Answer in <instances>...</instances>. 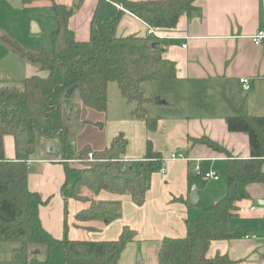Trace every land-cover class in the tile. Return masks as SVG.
<instances>
[{"label":"crops","instance_id":"crops-1","mask_svg":"<svg viewBox=\"0 0 264 264\" xmlns=\"http://www.w3.org/2000/svg\"><path fill=\"white\" fill-rule=\"evenodd\" d=\"M193 1V11L182 13L174 28H156L158 38L166 40L163 56L176 68L172 79L141 84L144 96L152 98L144 107L156 120V128L148 130L143 119L132 116L136 103L127 101L117 84L109 82L105 112L87 111L94 120L101 121L99 128L92 131V139L95 135L99 137L98 146L87 140L76 149L89 146L92 151L101 150L122 134L126 146L121 159L135 164L144 158L150 141L159 157L147 172L140 203L128 195L102 190L94 199L121 202L123 216L77 227L75 214L88 207L89 201L63 196L65 171L59 144L36 136L35 151L27 162V187L39 194L38 218L52 237H63L64 221L67 236L74 240H114L122 226L127 225L136 231V236L122 250L118 264H158L161 239L184 236L188 223L200 208L225 196L223 172L227 160L250 157L248 135L228 131L226 119L238 113L264 117V39L259 45L252 41V36L264 29V0ZM54 3L74 7L78 0H0V32L22 42L38 40L44 31L52 37ZM97 3L98 0H81L74 8L68 25L76 40L88 39ZM146 28L144 21L125 10L115 33L118 37L146 36ZM24 72L26 77L47 75L27 62ZM242 77L250 81L247 90L239 83ZM90 122L82 119L84 128ZM200 137L216 142L226 153L192 142ZM49 142L54 149L47 147ZM3 153L6 159L14 160V138L10 134L3 136ZM172 154L181 158L163 160ZM196 167L201 174L214 171L218 178H204L195 172ZM192 188L196 195L194 202L190 200ZM247 190L249 197L235 202L234 216L229 222L235 229L234 237L211 241L207 257L220 254L227 256L231 264H264V183H251ZM81 193L91 195L86 188ZM14 248L13 243L0 240V260H8ZM138 251L141 254L136 262Z\"/></svg>","mask_w":264,"mask_h":264},{"label":"trees","instance_id":"trees-1","mask_svg":"<svg viewBox=\"0 0 264 264\" xmlns=\"http://www.w3.org/2000/svg\"><path fill=\"white\" fill-rule=\"evenodd\" d=\"M31 2L33 0H23ZM193 0H98L92 14L89 37L76 40L68 19L75 7L54 3L55 29L52 48L47 51L27 49L7 33L0 32V42L25 62L47 72L45 77L33 75L23 80L22 86H0V240L13 243L8 260L0 264H118L126 244L136 231L123 225L114 240H74L64 234L52 237L38 218L40 196L27 187V162L34 153L36 136L44 141L56 140L60 147L65 171L62 194L65 198L89 201V206L75 214L76 226L91 221L106 222L119 218L118 201L95 200L102 190L128 195L142 201L146 189V175L159 154L146 144L145 156L135 164L123 161L126 140L117 135L108 147L92 151L83 146L74 151L68 137L65 120L68 113L64 104L76 90L83 106L104 113L107 106V84L115 82L127 101L136 107L132 116L143 119L148 130L156 128L144 103L152 100L142 93L146 81L172 79L176 68L163 56L166 40L151 35L116 36L117 22L126 10L155 28H174L182 13L190 14ZM121 6V9L117 7ZM70 109V103H68ZM230 132H245L249 137L250 157L229 158L223 175L226 194L206 208H200L181 237H164L157 252L158 264H231L225 255L206 256L211 241L234 237L230 227L235 202L248 198L247 186L264 183V117L238 113L226 119ZM14 138L15 158L3 153V136ZM214 151L225 149L207 137L192 139ZM92 152V159L88 153ZM77 159L76 165L69 160ZM72 171H76L74 179ZM82 188L91 195L84 196ZM83 227V226H82ZM87 229H94L84 226Z\"/></svg>","mask_w":264,"mask_h":264},{"label":"rangeland","instance_id":"rangeland-1","mask_svg":"<svg viewBox=\"0 0 264 264\" xmlns=\"http://www.w3.org/2000/svg\"><path fill=\"white\" fill-rule=\"evenodd\" d=\"M38 37L40 39L38 40L33 39V41H30L31 39H26L25 42L18 40L17 41L23 44L27 49L32 51H38L40 48L49 51L52 48L51 36L48 35L46 31H44ZM25 63L26 62L23 59L19 58L17 55L12 53L6 46H4L0 42V86L20 88L22 86L23 80L26 78L24 72ZM40 71L42 73L44 72L47 74L46 71L43 70ZM113 83L115 84V82ZM68 101L70 103L71 113L67 116V120H65V125L66 128H68L69 130L68 137L71 142L72 149L76 151V149L79 148L80 145H83L87 140L90 141L91 144H94V146H98L97 144L99 143V137L95 135L92 139V133H94L92 131L96 127L100 126L101 121L94 120L95 117L89 115L87 111H89V113L90 112L95 113V112L93 110L86 108L81 104L76 90H74L73 93L70 95ZM82 119H90L91 122L96 123V125L94 124L92 125V123L90 122L84 128V126L82 125ZM75 176H76V171H72L71 178L74 179ZM119 203L121 205V202ZM120 216L121 217L123 216L122 208H121ZM139 253L140 251H138L136 254V262L139 258L138 255Z\"/></svg>","mask_w":264,"mask_h":264},{"label":"built area","instance_id":"built-area-1","mask_svg":"<svg viewBox=\"0 0 264 264\" xmlns=\"http://www.w3.org/2000/svg\"><path fill=\"white\" fill-rule=\"evenodd\" d=\"M117 7L119 9H121V6L120 5H117ZM146 34L147 35H151V36L158 37L157 34H156V28L153 27V26H150L148 24H147V28H146ZM263 39H264V29L258 30L252 36V41L256 45H259ZM239 83L241 84V86H242V88L244 90H247V89L250 88V81H249L248 78H245V77L239 78ZM88 158L89 159H92V152L88 153ZM176 158L177 159L178 158H181V155L172 154V155H170V157H168L166 159H163V160L165 161V160H168V159H176ZM77 161H78L77 159L69 160V162H77ZM161 172L164 173L165 172V169H161ZM195 172L197 174H199V175H202V177H204V178H213V179H217L218 178V174L216 172H214V171H209V172H205V173L201 174V172L199 171V168L196 167L195 168Z\"/></svg>","mask_w":264,"mask_h":264},{"label":"water","instance_id":"water-1","mask_svg":"<svg viewBox=\"0 0 264 264\" xmlns=\"http://www.w3.org/2000/svg\"><path fill=\"white\" fill-rule=\"evenodd\" d=\"M155 101H156V102H159L158 99H155ZM67 107H68V103H65V104H64V110H65L66 113L69 114L70 109H68ZM47 147H51V148L54 149V144H52V143L49 142V143H47ZM53 152H54V150H53ZM190 200H191L192 202H194V201L196 200V195H195V190H194V188H192L191 196H190ZM140 202H141V201H138V203H140Z\"/></svg>","mask_w":264,"mask_h":264}]
</instances>
